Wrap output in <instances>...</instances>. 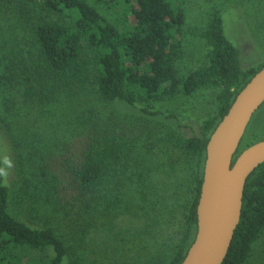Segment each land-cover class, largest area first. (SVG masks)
<instances>
[{
  "label": "trees",
  "instance_id": "16d2710c",
  "mask_svg": "<svg viewBox=\"0 0 264 264\" xmlns=\"http://www.w3.org/2000/svg\"><path fill=\"white\" fill-rule=\"evenodd\" d=\"M186 1L107 0L106 14L93 0H0V157L11 149L15 165L7 186L0 182V264H78L54 226L32 224L17 205H29L28 214L43 207L50 214L61 205L51 159L70 171L89 221L94 203L106 200L98 228H116L117 241H126L121 227L112 225L129 215L140 226L126 227L128 233L136 232L158 255L151 264L183 261L197 232L210 135L264 67L243 66L221 10L205 27L194 26ZM198 57L203 61L197 64ZM203 91L214 94L216 107L199 118L198 133L181 129L188 124L176 106L157 108L166 100L192 104ZM116 101L144 120L91 134ZM244 135L235 157L264 138V124ZM79 144L83 148L75 150ZM262 236L264 162L246 181L240 221L222 264H248ZM80 242L77 247L85 249V238ZM17 247L51 249L53 256H11Z\"/></svg>",
  "mask_w": 264,
  "mask_h": 264
},
{
  "label": "rangeland",
  "instance_id": "374dc122",
  "mask_svg": "<svg viewBox=\"0 0 264 264\" xmlns=\"http://www.w3.org/2000/svg\"><path fill=\"white\" fill-rule=\"evenodd\" d=\"M100 7L101 11L108 14L107 11L111 9L107 0H93ZM135 3L136 0H131ZM262 2V1H261ZM190 24L194 26L205 27L207 21L210 19L214 11L221 10L224 26L228 37L241 49V57L244 67L256 66L264 62V29L261 28L264 23V4L261 7L259 0H187L186 1ZM102 7V8H101ZM105 8V10H103ZM117 10L115 9V13ZM197 40L193 38L192 41ZM194 50V48H193ZM200 57L194 58L195 63L202 62ZM206 93V94H205ZM210 92H200L199 99L192 104H183L179 99L166 100L164 102H157V108L169 110V106L175 107L183 112L185 116L184 122L188 127L181 129L186 134H193L199 132V118L206 117L208 113L213 114L216 105H214V94ZM104 108V107H103ZM107 118L103 119L100 124L94 127L91 134H98L100 132L111 131L114 128L123 127L126 124L143 121L139 118L138 112L124 101H116L105 107ZM142 119V120H141ZM22 120V119H21ZM26 119H24L25 121ZM31 120V119H30ZM28 120L27 124L31 121ZM23 121V120H22ZM264 124V104L252 117L247 130L246 136L252 133L253 129L261 127ZM125 127V126H124ZM40 128V126H39ZM78 136V135H77ZM75 136V140L79 137ZM245 136V135H244ZM6 138V137H5ZM38 136H32L35 140ZM245 139V137H244ZM7 141V139H6ZM8 142V141H7ZM83 148L79 144L78 149ZM9 148V147H8ZM24 149H30L24 147ZM6 148L1 150L4 155ZM74 151V150H73ZM12 150L8 149L7 154L11 156ZM66 156V154H65ZM58 160L51 159L50 165H53L55 173L58 177V186L60 191V206L51 207L48 214L45 208H40L32 213L27 212L29 205L20 201L17 205L26 214L32 224L37 226L52 225L59 232V234L68 241L71 253L78 264H131L133 258H137L134 264H151L149 260L157 259L158 255L153 246L147 245L146 241L138 239L136 232H129L126 227L132 228L133 225L140 226V223L128 216H121V219H116L114 224H118L122 229L123 235H126V241L118 242L116 229H106L104 226L97 227V219L104 220L105 202L106 200L100 198L93 205V211L89 212L91 220H88L86 212V204L77 197L76 188L72 183L70 171L56 162ZM15 166V165H14ZM30 167V165H29ZM64 171V173L62 171ZM12 176L15 180L16 175L14 171ZM60 177V178H59ZM18 190L14 195L20 196ZM24 196V195H23ZM22 196V197H23ZM18 198V197H17ZM23 200V199H22ZM24 200L28 201V197ZM43 200V199H42ZM41 200V202H42ZM34 204V202H33ZM39 208V204L37 205ZM89 208V207H88ZM38 212V213H37ZM96 214L97 217H94ZM34 216V217H33ZM125 217V218H124ZM132 223H131V222ZM130 222V223H129ZM108 227V225H105ZM85 238V249L77 247ZM11 256H23V258H34L38 261H43L53 256V251L48 249L46 251L30 250L28 248L17 247L10 249ZM133 264V263H132ZM152 264H157L156 262ZM248 264H264V236L256 244L254 255Z\"/></svg>",
  "mask_w": 264,
  "mask_h": 264
},
{
  "label": "water",
  "instance_id": "95a60500",
  "mask_svg": "<svg viewBox=\"0 0 264 264\" xmlns=\"http://www.w3.org/2000/svg\"><path fill=\"white\" fill-rule=\"evenodd\" d=\"M263 104L264 67L237 94L210 135L197 205V232L180 264L224 261L240 221L246 181L264 162V138L235 157L253 115Z\"/></svg>",
  "mask_w": 264,
  "mask_h": 264
},
{
  "label": "clouds",
  "instance_id": "9594fccd",
  "mask_svg": "<svg viewBox=\"0 0 264 264\" xmlns=\"http://www.w3.org/2000/svg\"><path fill=\"white\" fill-rule=\"evenodd\" d=\"M14 168V162L10 155L4 154L0 157V182H3L7 186L10 177L11 170Z\"/></svg>",
  "mask_w": 264,
  "mask_h": 264
}]
</instances>
